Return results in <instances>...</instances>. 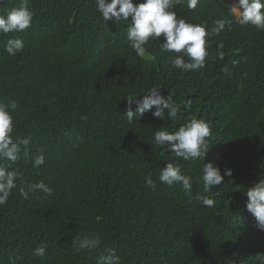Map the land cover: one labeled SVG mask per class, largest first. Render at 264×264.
<instances>
[{
  "label": "trees",
  "instance_id": "16d2710c",
  "mask_svg": "<svg viewBox=\"0 0 264 264\" xmlns=\"http://www.w3.org/2000/svg\"><path fill=\"white\" fill-rule=\"evenodd\" d=\"M18 4L0 0V15ZM29 7L46 33L44 45L10 56L4 47L15 33H0V103L18 105L12 112L13 138L25 135L34 148L50 154L63 150L68 177L58 171L56 157L40 166L48 179L36 178L23 160L13 165L16 182L41 180L57 201L50 208L46 194L36 191L27 203L0 207V264H97L108 249L116 250L121 264H260L264 230L247 211L244 192L264 178V30L234 22L230 31L207 38L205 67L185 72L167 65L175 54L161 51L163 36L150 40L145 55L138 56L127 40L130 19L103 21L95 0H29ZM174 9L181 15L179 4ZM136 68L162 82L163 91L181 104L171 119L165 109L163 123L171 132L193 117L210 121L205 162L219 167L221 185L204 192L200 160L180 163L182 174L192 178L191 195L179 184L159 182V168L171 154L149 138L158 128L153 121L161 119L143 114L129 124L125 115V97L141 93L131 90L133 84L147 81ZM51 73L57 82L39 90L40 97L29 91ZM75 78L82 80L81 91L75 92ZM193 87L210 93L220 112L202 105ZM33 104L43 109L32 120H19L18 113ZM149 174L155 191L145 184ZM196 193L212 198L214 206L194 199ZM14 196L22 197L18 190ZM126 210L141 232L119 222ZM92 235L99 236V246L77 250L73 240ZM38 245H46L42 257L33 255Z\"/></svg>",
  "mask_w": 264,
  "mask_h": 264
},
{
  "label": "clouds",
  "instance_id": "9594fccd",
  "mask_svg": "<svg viewBox=\"0 0 264 264\" xmlns=\"http://www.w3.org/2000/svg\"><path fill=\"white\" fill-rule=\"evenodd\" d=\"M221 7L215 5L212 0H140L134 4L133 0H95L96 10L101 14L103 21L121 20L131 23L127 30V40L129 46L138 56H144L145 45L150 40L157 41L163 36L161 51L173 53L167 65L172 69H181L185 72H197L205 67L206 58L209 56L207 50V38L219 36L226 29L231 30L234 22L247 28L255 27L264 30V0H222ZM181 7V15L175 11V6ZM206 23L211 29L208 30ZM0 33L5 35L15 33V38H9L4 50L10 56H18L28 49H35L44 45L46 33L40 30V25L34 18L29 7V0H19L18 6L9 9L5 15H0ZM222 42L217 44L218 49H223ZM217 57L223 59L224 52L218 51ZM236 63V61H233ZM135 74L139 78H146V82L136 83L137 87L131 90L141 91L139 95L133 94L125 97L128 106L125 115L129 124L134 120L138 121L140 116L153 115L158 128L152 131L149 143L162 149L169 154L168 160L159 168V182L172 186L179 184L185 195L192 194L191 176L182 174L180 166L185 161H203L202 180L204 192L208 193L217 185L224 182L219 167L213 161H207V153L210 151V141L212 139V129L210 121L193 117L179 123L178 129L171 132L164 123L165 109L167 119L176 117L181 109V104L173 100L172 94L163 91L162 82L156 83L151 77L139 68L135 69ZM187 77V76H186ZM188 78V77H187ZM76 79V80H75ZM75 92L83 87L82 80L75 78ZM189 80V78H188ZM57 82L53 73L43 83L34 86L29 91L40 97L39 90L49 87ZM201 103L211 112L218 111V101L207 92H197V87L190 88ZM23 98L19 103L23 102ZM222 105V104H221ZM226 106V105H223ZM15 101L8 104L0 103V207L11 202L26 200L31 197V192L42 191L44 200L50 208H55L57 196L53 189L43 181L37 183H25L23 180L17 181L18 171L13 165L19 160L33 167V172L38 179H48L45 172L40 167L46 160L58 159V171L67 175L66 155L63 150L50 154L47 148H34V145L27 136H16L13 138V115L17 109ZM183 107L188 109L190 101L185 100ZM40 105H27L18 113L19 120L29 118L32 120L38 112L42 110ZM230 116L226 113L224 118ZM178 162V163H176ZM57 171V173H58ZM224 175L231 176V169H225ZM145 184L152 191L156 190V181L151 175L145 177ZM22 196L16 199L14 194ZM246 209L257 221V226L264 230V178L247 187ZM194 199L202 202L207 207L214 206V200L209 196L196 193ZM33 199L37 200L35 197ZM126 216L119 222L125 224L131 230L141 232L134 223L133 217L126 210ZM74 230V229H73ZM100 238L97 235L77 237L73 244L77 250H92L99 246ZM46 245H38L33 249V255L44 256ZM97 264H121V258L115 249H108L106 254H101ZM260 264H264V257H261Z\"/></svg>",
  "mask_w": 264,
  "mask_h": 264
}]
</instances>
